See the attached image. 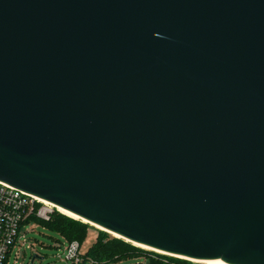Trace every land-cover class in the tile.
<instances>
[{
    "label": "water",
    "instance_id": "95a60500",
    "mask_svg": "<svg viewBox=\"0 0 264 264\" xmlns=\"http://www.w3.org/2000/svg\"><path fill=\"white\" fill-rule=\"evenodd\" d=\"M0 182L154 252L264 264V0H0Z\"/></svg>",
    "mask_w": 264,
    "mask_h": 264
},
{
    "label": "trees",
    "instance_id": "16d2710c",
    "mask_svg": "<svg viewBox=\"0 0 264 264\" xmlns=\"http://www.w3.org/2000/svg\"><path fill=\"white\" fill-rule=\"evenodd\" d=\"M38 221L60 234L68 243L76 241L79 245H81L86 235L85 229L93 228L96 230L98 237H96L94 244L87 252L82 254V264H85V262H91L92 264H118L119 262L140 259L145 264H192L190 260L163 255L135 246L80 220L67 217V215L56 214L49 221ZM151 256L156 261L152 260Z\"/></svg>",
    "mask_w": 264,
    "mask_h": 264
},
{
    "label": "built area",
    "instance_id": "2783aa9c",
    "mask_svg": "<svg viewBox=\"0 0 264 264\" xmlns=\"http://www.w3.org/2000/svg\"><path fill=\"white\" fill-rule=\"evenodd\" d=\"M53 212L54 208L40 203L33 195L0 182V264H8L24 223L32 219L49 221ZM79 251L78 242L67 243L63 260L67 264H82Z\"/></svg>",
    "mask_w": 264,
    "mask_h": 264
},
{
    "label": "rangeland",
    "instance_id": "374dc122",
    "mask_svg": "<svg viewBox=\"0 0 264 264\" xmlns=\"http://www.w3.org/2000/svg\"><path fill=\"white\" fill-rule=\"evenodd\" d=\"M56 214L63 213L54 208V212L51 214L50 218L56 216ZM85 232L86 235L80 245L79 252L81 254H85L94 244L96 237H98L96 230L93 228H87L85 229ZM18 241L19 242L16 243L9 254L8 264H29L33 253L42 257L41 260H35L33 264H67L63 258L64 250L67 247L68 242L60 234L54 232L36 219H32L23 224L20 229ZM152 260L156 261L154 257H152ZM85 264L89 263L85 262ZM118 264L145 263L140 259L119 262ZM192 264L201 263L192 262Z\"/></svg>",
    "mask_w": 264,
    "mask_h": 264
},
{
    "label": "bare ground",
    "instance_id": "6f19581e",
    "mask_svg": "<svg viewBox=\"0 0 264 264\" xmlns=\"http://www.w3.org/2000/svg\"><path fill=\"white\" fill-rule=\"evenodd\" d=\"M34 197H35V196H34ZM35 198H36L40 203H43V204L48 205V206H50V207H52V208H55L57 211H59V212L65 214V215L69 216L70 218L77 219V220H80V221L86 223V221H84V220L78 218L77 216L73 215L72 213H70V212H68V211H66V210H64V209H62V208H60V207H57V206H55V205H53V204H51V203H49V202H47V201H45V200H42V199H40V198H38V197H35ZM91 226H92V227H93V226L96 227V229L98 228V230H103V229H101L100 227H98V226H96V225H92V224H91ZM103 231H104V230H103ZM110 235H111V234H110ZM112 236L121 239L120 237H118V236H116V235H112ZM135 246H138V247H141V248H143V249H147V250L151 251L150 249L145 248V247H143V246H139V245H135ZM156 253H160V254L166 255V254H164L163 252H156ZM168 256H169V255H168ZM171 257H175V258H179V259H181V258H182V259H186V258H184V257H179V256H175V255H173V256H171ZM188 260H189V259H188ZM190 261H192V262H194V263H195V262H196V263H201V264H226V263L222 262L221 260H190Z\"/></svg>",
    "mask_w": 264,
    "mask_h": 264
}]
</instances>
